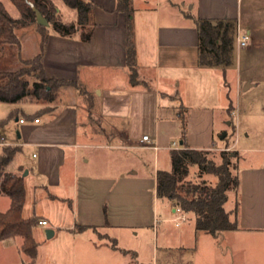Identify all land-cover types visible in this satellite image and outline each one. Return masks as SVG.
I'll use <instances>...</instances> for the list:
<instances>
[{"label": "crops", "instance_id": "obj_1", "mask_svg": "<svg viewBox=\"0 0 264 264\" xmlns=\"http://www.w3.org/2000/svg\"><path fill=\"white\" fill-rule=\"evenodd\" d=\"M52 1L64 22L77 19L76 9L64 0ZM93 1L91 40L50 29L45 49L46 75L76 83L61 86L52 102L22 101L7 108L0 102L5 142L0 155L7 145L18 148L4 171L22 174L26 201L32 177L29 186L51 205L47 215L34 216L47 220V226H40L54 229L52 237L61 233L63 240L40 256L35 237L33 259L22 251L21 237L0 240H12L0 247L4 264H28L27 259L43 264L44 254L50 264H145L140 260L149 242L156 264H251L250 244L264 242V144L240 138L225 143L226 135L221 137L225 144L219 143L216 125H232L234 93L240 92L241 99L250 93L240 103L241 118L243 113L254 115L256 108L264 114V0H132L137 64L146 85L130 82L126 16L116 9L117 0ZM197 19L235 22L231 64H199ZM23 28L38 33L37 55L42 32L36 24ZM244 33L250 34L249 42L240 47L238 38ZM5 62L1 56V69H7ZM183 110L188 147L237 152L239 185L233 206L226 209L233 212L238 206L236 216L231 215L236 230L217 235L197 230L189 213L177 224L178 206L168 200L170 217L157 214V172L171 170V150L182 145ZM216 111L224 115L218 121ZM144 135L150 141H143ZM251 136L246 134L248 140ZM255 137L264 142V134ZM18 152L26 154L11 167ZM151 156L152 171L142 172L144 158ZM2 206L0 211H6L10 198ZM24 207L23 216L31 217ZM65 217L67 222L59 223ZM170 222L175 229L168 230ZM81 225L90 227L79 230ZM257 260L264 264L261 255Z\"/></svg>", "mask_w": 264, "mask_h": 264}, {"label": "trees", "instance_id": "obj_2", "mask_svg": "<svg viewBox=\"0 0 264 264\" xmlns=\"http://www.w3.org/2000/svg\"><path fill=\"white\" fill-rule=\"evenodd\" d=\"M15 13L0 1V51L4 46H19L18 30L36 24L42 32L43 39L40 52L31 59H26L18 70L0 68V102L17 103L22 101L52 102L57 98L61 86L76 83L54 76H47L44 69V54L50 29L64 37L78 36L83 41H90L93 35L94 1L64 0L76 9L77 19L64 22L56 4L52 0H10ZM39 9L50 23L49 26L37 23L34 8ZM116 9L126 16V63L129 69L130 82L133 85L147 84L140 77L137 64V51L134 37V20L132 0H117ZM199 33V64L229 65L232 63L235 22L219 20L213 23L210 19H197ZM183 110L180 119L182 126V145L171 150V170L159 169L157 172V196L180 207L184 213L195 215L197 230L213 235L238 228L236 216L238 206L233 212L227 211L225 202L230 189L237 190L239 177L237 166L231 168V159L237 152L224 149L221 152L222 162L217 163L209 158V150L195 149L186 145L187 116ZM226 137V136H225ZM17 147L7 145L0 155V194L10 198V207L0 211V240L12 237L23 239L21 249L31 257L37 254L38 242L34 237V228L39 225L37 216L24 217L23 207L26 201L25 181L20 173L5 172L4 168L13 159ZM196 165V179L190 178L191 168ZM204 174H213L217 182L204 178ZM90 226L81 225L79 230ZM115 246L116 243L113 242Z\"/></svg>", "mask_w": 264, "mask_h": 264}, {"label": "rangeland", "instance_id": "obj_3", "mask_svg": "<svg viewBox=\"0 0 264 264\" xmlns=\"http://www.w3.org/2000/svg\"><path fill=\"white\" fill-rule=\"evenodd\" d=\"M4 2V4L6 5V7L11 11V13H15V8L14 5L11 3L10 0H1ZM32 29L30 28H21L18 30V34L20 37V45L19 46H10V45H6L3 47V49L0 51V57L3 56V60L7 62H5L2 67L7 68L9 70L15 71L18 70L19 68H21L23 66V62L30 58V57H34V55H36L35 53V43H36V36L38 35V33H34L33 31H31ZM237 50V49H236ZM40 51V50H38ZM237 52V51H236ZM6 57V59L4 58ZM11 59H10V58ZM8 64V65H7ZM7 69H2V70H7ZM180 93L182 94V88L180 90ZM252 95H255L253 92H251ZM250 93H246L244 95V98L241 99L240 96V92L234 93L233 94V105H234V113L231 114V118L230 120L232 121V125L228 124V123H222V122H217L216 128L219 131V136H221V134L223 132L226 133V137L225 139V143L226 142H232L234 141L236 138H240L242 140V143H248L251 145H262L264 144L263 139H257V137H255L256 135L259 134H264V114H262V110L256 108L254 109V115L251 114H245L243 113L242 118H241V108H240V103H242L243 101L245 102V99L247 98V96H249ZM257 95V94H256ZM258 96V95H257ZM260 96V95H259ZM258 96V97H259ZM188 97H191V92L188 93ZM258 103L260 104L259 100ZM2 106H5V108H7L8 106H12L11 103H4ZM217 112V121L219 118H223L222 116V111H216ZM220 113V114H219ZM226 114V112L224 113ZM241 118V120H240ZM242 121V126L239 125ZM228 132V133H227ZM252 133L251 138L248 140V138H246V134L248 133ZM221 137H218L219 143L222 142V138L221 140L219 139ZM223 143V142H222ZM223 143V144H225ZM229 150V149H227ZM223 150H209V158L213 159L214 161H216L217 163H221L222 162V157H221V152ZM25 152H18L16 154V160L14 162H12L11 167H15V164L18 163V161L22 160L23 157L25 156ZM166 157V156H164ZM25 159V158H24ZM165 158H163L164 160ZM166 160V159H165ZM143 166H142V172H149L152 171V166H153V157H148V158H144L143 160ZM162 162V167L164 168ZM172 163V162H171ZM236 158H232L231 159V168L234 167V165L236 166ZM194 167H196V165H194L192 167V172L190 174V178L192 179H196V175L194 173ZM198 168V167H197ZM205 177L208 178V180H211V183H216L217 182V177L213 174H205ZM31 178H28V189H27V201L24 207V214L25 216H34L35 213H37V215L42 214V215H47L46 213H48L47 211H49L51 209V205H49L47 203V201L45 199L40 198V196H38V192H34L32 190V188L29 186V182H31ZM7 196V197H6ZM0 199V209H2V205H6L7 202L9 201V197L6 194H2ZM235 201V190L234 189H230L227 193V200L225 203V207L226 209H230L233 206V203ZM157 214L160 217V219H162V217H166L169 216L170 217V208L168 205V201L164 198H160L158 203H157V208H156ZM66 220L64 219V222H61L63 220H61L59 223H66L67 222V217H65ZM58 219V218H57ZM61 219V218H60ZM56 221V220H53ZM189 221H195V215L193 213H189ZM57 223V222H55ZM173 226L174 223L170 222L168 223V230H173L175 229ZM39 229V230H38ZM161 235V232H160ZM262 236V235H261ZM34 237H37V239L40 241V246H39V250H40V256H42L43 252L47 251V250H54V248H57L58 245L61 243L62 240V234L60 233L57 236H54L52 238H48L46 233H45V227H42L40 225H37L34 228ZM7 243H12V240H9L8 242H1L0 241V247L3 244H7ZM122 244H119V246H121ZM250 246L253 248L254 251H252V262L251 264H258V260L259 259V255H261L263 262H264V242L263 241H258V242H253L252 244H250ZM143 257L142 260H140L142 263L145 264H152L154 262V264L157 263V259L155 256V260H154V246L152 242L147 243L144 247H143ZM3 253L0 252V263L4 264L3 262ZM28 264H32L31 261H29V259H27L26 261ZM43 264H50V258H47L44 254V258H43Z\"/></svg>", "mask_w": 264, "mask_h": 264}, {"label": "built area", "instance_id": "obj_4", "mask_svg": "<svg viewBox=\"0 0 264 264\" xmlns=\"http://www.w3.org/2000/svg\"><path fill=\"white\" fill-rule=\"evenodd\" d=\"M249 38H250V34L249 33H244L242 35L239 36L238 38V43L240 47H245L248 45L249 42ZM39 118L35 119V122H38ZM21 122H24V119H21ZM143 141H150V137L149 135H144L142 138ZM4 140L2 137H0V144H4ZM174 147H177V143L174 142L173 143ZM178 211H179V215L177 216V224H180L182 221H184L186 219V214L182 211V209L180 207H177ZM39 225H43V226H47L48 225V221L47 220H39Z\"/></svg>", "mask_w": 264, "mask_h": 264}, {"label": "water", "instance_id": "obj_5", "mask_svg": "<svg viewBox=\"0 0 264 264\" xmlns=\"http://www.w3.org/2000/svg\"><path fill=\"white\" fill-rule=\"evenodd\" d=\"M33 8H34V11L36 13L37 23L39 25L49 26L50 23H49L48 19L46 17H44L42 12L39 9H37L36 7H33ZM225 135H226V133L223 132L220 137H224ZM26 174H28V170H25L23 175H26ZM45 233H46L48 238H51L54 235V229L46 228Z\"/></svg>", "mask_w": 264, "mask_h": 264}]
</instances>
